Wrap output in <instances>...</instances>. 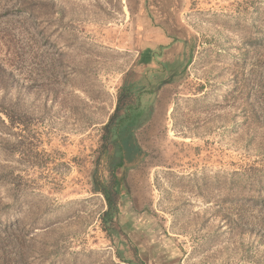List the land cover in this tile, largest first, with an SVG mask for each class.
<instances>
[{"label": "rangeland", "instance_id": "rangeland-1", "mask_svg": "<svg viewBox=\"0 0 264 264\" xmlns=\"http://www.w3.org/2000/svg\"><path fill=\"white\" fill-rule=\"evenodd\" d=\"M167 5L174 75L138 59L141 0H0V264H142L125 218L103 220L125 86L148 120L119 210L154 216L187 264H264V0Z\"/></svg>", "mask_w": 264, "mask_h": 264}, {"label": "trees", "instance_id": "trees-1", "mask_svg": "<svg viewBox=\"0 0 264 264\" xmlns=\"http://www.w3.org/2000/svg\"><path fill=\"white\" fill-rule=\"evenodd\" d=\"M139 98L140 94H138L137 91H135L133 88L125 86L119 94L116 112L108 125H106L104 128V138L106 140L107 146L109 143L111 144L110 147H112L114 153L113 156L115 155L113 158H118L112 168L113 190L103 191V193L108 198L110 206L109 210L104 214L103 217L105 224L113 222L115 217H119L121 212L115 197L117 198V196H119L118 188L124 186V177L123 179H120V177L117 175V172L119 170L127 169L129 165H133L143 154V150L137 143L135 133L148 119L146 117L143 121L141 119L140 121L136 122V124H131V122H133L132 113L134 111L142 112V105L141 102H139ZM105 154L107 155V152H105ZM131 168H135V166H131ZM135 257L139 260L137 253H135Z\"/></svg>", "mask_w": 264, "mask_h": 264}, {"label": "flooded vegetation", "instance_id": "flooded-vegetation-1", "mask_svg": "<svg viewBox=\"0 0 264 264\" xmlns=\"http://www.w3.org/2000/svg\"><path fill=\"white\" fill-rule=\"evenodd\" d=\"M166 5L167 0H141L142 12L139 21L145 28L143 35L150 31L151 34H148V41H145L144 46H142L138 59H140L141 64H147L149 71L174 75L180 69L179 61L184 54L187 43L178 36L177 32H173L177 28L174 26L177 24V19L174 17L176 15L172 14L171 4L169 5L171 9L168 11L166 8L169 6ZM180 48L182 55L179 54ZM154 61L155 64H152Z\"/></svg>", "mask_w": 264, "mask_h": 264}, {"label": "crops", "instance_id": "crops-1", "mask_svg": "<svg viewBox=\"0 0 264 264\" xmlns=\"http://www.w3.org/2000/svg\"><path fill=\"white\" fill-rule=\"evenodd\" d=\"M119 217L125 218L123 232L142 264H187L181 246L154 216L142 211H121Z\"/></svg>", "mask_w": 264, "mask_h": 264}]
</instances>
